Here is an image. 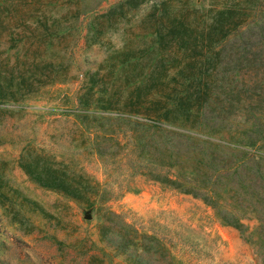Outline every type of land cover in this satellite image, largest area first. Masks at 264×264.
Here are the masks:
<instances>
[{"label":"rangeland","instance_id":"1","mask_svg":"<svg viewBox=\"0 0 264 264\" xmlns=\"http://www.w3.org/2000/svg\"><path fill=\"white\" fill-rule=\"evenodd\" d=\"M128 1L46 0L26 21L31 29L15 25L16 40L0 37L1 76L22 74L33 83L17 100L0 103V264H87L98 249L106 264H127L100 239L96 206L86 208L26 171L35 174V166L55 162L98 181L107 197L102 208L159 237L174 264H264V232L256 230L254 215L242 220L241 233L201 198L131 174L123 163L103 166L87 149L92 136L74 115L79 93L107 97L124 89V78L145 79L156 43L142 21L155 7H187L208 22L211 9L241 2L248 23L230 35L225 53L236 58L263 51L253 63H231L230 86L243 100H261L252 112L264 127V0ZM241 30L258 38L250 35L243 44ZM132 52L141 58L129 67Z\"/></svg>","mask_w":264,"mask_h":264},{"label":"trees","instance_id":"2","mask_svg":"<svg viewBox=\"0 0 264 264\" xmlns=\"http://www.w3.org/2000/svg\"><path fill=\"white\" fill-rule=\"evenodd\" d=\"M45 1L0 0V37L5 34L10 41L16 40L15 25L31 29L26 21ZM240 3L211 9L208 22L187 7L176 9L164 2L155 7L142 21L156 43L150 46L152 62L145 79L124 78V89L107 97L79 93L74 115L92 136L87 149L103 166L123 163L131 174L201 198L222 222L241 233L242 220L254 215L259 221L256 230L264 232V127L252 112V105L261 100L232 95L237 87L231 88L235 74L229 72L234 60L237 66L253 63L263 50L232 58L224 45L248 23ZM250 35L258 38L254 32L242 31L241 42L250 43ZM140 58L132 52L128 66H136ZM1 73L0 103L17 100L23 90L31 91L33 83L22 74L5 78ZM244 106L249 108L246 113ZM26 171L42 186L76 203L96 206L100 239L124 256L127 264H174L159 237L102 208L106 191L93 177L60 162L35 166V174ZM87 264H106L101 249L88 255Z\"/></svg>","mask_w":264,"mask_h":264}]
</instances>
